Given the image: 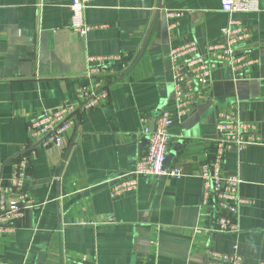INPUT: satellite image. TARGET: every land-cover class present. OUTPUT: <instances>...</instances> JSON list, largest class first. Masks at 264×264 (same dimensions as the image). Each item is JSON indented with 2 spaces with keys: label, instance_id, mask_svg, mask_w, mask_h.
Masks as SVG:
<instances>
[{
  "label": "crops",
  "instance_id": "obj_1",
  "mask_svg": "<svg viewBox=\"0 0 264 264\" xmlns=\"http://www.w3.org/2000/svg\"><path fill=\"white\" fill-rule=\"evenodd\" d=\"M73 0H0V172L29 144L27 122L40 110L75 101L88 72L103 62L107 100L81 112L63 133L64 148L35 146L29 159L34 206L0 235V264H206V249L235 250L241 264H264V0L259 10L229 15L220 0H91L85 34L70 28ZM165 10H178L170 33ZM229 17L251 32L242 52L251 64L237 74L216 66L205 96L174 118L167 168L179 176H141L134 192L111 186L134 168L142 127L166 109L174 115L169 48L219 39ZM103 65V66H104ZM102 66V65H99ZM108 76V74H107ZM235 112L257 126L255 144L228 150L222 175H239L236 233L215 231L219 212L201 205V164L209 160L217 113ZM82 221L83 224H77Z\"/></svg>",
  "mask_w": 264,
  "mask_h": 264
},
{
  "label": "built area",
  "instance_id": "obj_2",
  "mask_svg": "<svg viewBox=\"0 0 264 264\" xmlns=\"http://www.w3.org/2000/svg\"><path fill=\"white\" fill-rule=\"evenodd\" d=\"M90 1L73 0L70 4V28L80 34H85L92 28L84 20V9ZM220 8L229 15L255 12L259 10V0H220ZM164 13L170 19L167 30L171 33L177 26L181 11L165 10ZM250 34V30L242 26L239 20L229 17L221 29L220 38L208 42L204 48L195 40L169 48L174 115L169 110L161 109L155 118L152 131L148 125L142 127L141 133L148 136L145 149L127 176L111 186L113 196L137 190L141 176L181 175L180 168L170 169L165 166L171 140L169 128L174 118H182L189 112L193 96H205L211 72L216 66L228 63L240 75L243 68L251 64L252 59L241 51ZM116 58L118 56L112 55L91 57L92 62H98L88 72L89 76L96 78L95 85H79L75 90L74 102H64L52 110L42 109L27 122L29 144L23 153L13 158V170L8 178L4 179L0 172V235L11 232L15 223L22 222L28 209L34 206L28 186L31 180L29 159L35 155V146L65 149L63 133L77 123L81 112L107 100L108 90L105 83L112 71L103 62ZM215 130L210 158L201 164L198 173L203 187L201 205H210L219 212L215 231L236 233L239 227L234 218L238 209L244 204L252 203V200L241 196L240 176L222 175L221 169L228 150L235 148L240 151L257 142V126L253 122L241 120L235 112L220 110L217 113ZM235 248L234 245L232 252L207 248L206 264H241L242 256Z\"/></svg>",
  "mask_w": 264,
  "mask_h": 264
},
{
  "label": "water",
  "instance_id": "obj_3",
  "mask_svg": "<svg viewBox=\"0 0 264 264\" xmlns=\"http://www.w3.org/2000/svg\"><path fill=\"white\" fill-rule=\"evenodd\" d=\"M158 112H159V111H157V112L154 114V116L151 118V120H150V123H149V126H148V128H149L150 131H152L153 128H154V122H155V118H156ZM147 140H148V136H145L144 139H143L142 142H141V147H143V145L146 144ZM169 159H170V156H169V155L166 156V161H168Z\"/></svg>",
  "mask_w": 264,
  "mask_h": 264
}]
</instances>
